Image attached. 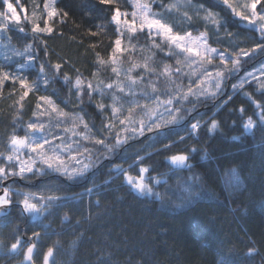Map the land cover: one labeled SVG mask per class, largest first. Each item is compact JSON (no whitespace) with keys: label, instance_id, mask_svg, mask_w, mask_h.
Wrapping results in <instances>:
<instances>
[{"label":"trees","instance_id":"trees-1","mask_svg":"<svg viewBox=\"0 0 264 264\" xmlns=\"http://www.w3.org/2000/svg\"><path fill=\"white\" fill-rule=\"evenodd\" d=\"M10 2L17 8H25L27 13L23 24L0 21V71L24 77L32 88L21 100L24 89L18 81H5L0 86V166L19 172L20 160L11 163L6 160L11 152L9 137L13 134L31 139L46 137L51 144L45 145L44 150L59 146L57 152L62 159L79 155L83 158L80 167L90 166L83 176H71L38 164L41 177L28 175L22 183L14 185L27 196L32 195L31 202L37 203L41 211L25 213L24 198L13 195L11 212L0 218V264L24 260V251L17 254L10 250L16 239L22 241V247L28 246L27 241L35 244L36 264L42 262L49 247L54 249L50 264H264V124L258 117L264 111V88L258 84L264 82V73L259 71L264 68V51L251 52L264 42L257 25L246 26L223 0H143L151 9L150 15L161 16L181 35L205 33L209 45L231 59L237 58L241 48L250 52L248 58H240L238 72H225L218 95L211 99L208 97L216 89L215 84H208L215 80L209 77L200 89L195 88L194 82L200 76L198 70L192 74L195 65H177V60L183 61L186 54L174 46L169 51V44L161 36L153 34L150 38L147 29L132 38L134 49H129V33H124L122 47L126 50L117 53L119 77L112 73L110 62L104 66L96 62L97 52L106 61L109 59L117 37L111 8L119 7L131 21L136 8L130 0H116L113 5H101L99 0H57V12L67 13L63 22L60 15L48 19L44 10L48 0ZM230 2L239 5L240 11L251 0ZM4 10L0 0V12L5 13ZM257 10L264 12V5H258ZM207 13L214 14L218 24L206 20ZM46 20L53 28L51 34L32 32L36 25L44 27ZM21 27L23 32L19 31ZM98 28L99 35H91ZM153 43L159 47H153ZM28 45L31 48L26 51ZM29 57L34 59L27 64ZM145 58H149V67L155 71H144ZM21 64L26 67L21 69ZM56 64L61 65L59 72L54 68ZM132 64L141 67L131 71V77L138 82L129 89L130 81L123 73ZM165 65L173 69L171 78L176 84L169 85L160 74ZM177 66L183 73L179 76L174 71ZM206 67L215 71L224 65L217 58ZM231 67L229 64L228 68ZM256 71L259 80L252 79L242 88L233 89L247 73ZM65 75L69 78L67 82ZM78 76L85 85L89 82L94 87L99 85L103 96L96 91L89 97L85 86L78 97L73 87ZM140 76L143 80H139ZM107 83H113L114 87L108 89ZM116 83L124 85L125 92H120ZM190 83L194 91L203 89L204 95L174 101L173 107H181L184 115L180 123L152 132L145 130L143 135L120 131L124 126L119 119L128 115L132 101L154 109L153 97L166 99L177 84L187 91ZM114 95L119 98L116 106L120 109L115 118L111 110ZM41 96L49 97L58 111L67 115L51 112L47 103L39 101ZM225 100L227 103L222 104ZM37 103L42 108H36ZM101 103L105 105L103 112L97 108ZM45 108L49 111L45 112ZM189 109L192 111L188 112ZM144 111L136 109L135 119L144 117L147 122ZM159 111L168 116L163 106ZM76 115L87 122V130L79 121L73 123ZM249 117L255 127L246 132L243 124ZM213 119L218 126L210 132L209 122ZM196 121L200 129L193 135L189 128ZM33 122H43V131L30 132L27 125ZM108 122L114 125L111 135L102 127ZM117 132L121 138L129 139L111 153H106L94 140L83 138L103 137L112 145ZM85 148L89 151L85 152ZM28 149L27 159L37 156ZM177 154L188 157L187 167L171 164L169 157ZM138 157L144 158L140 165ZM116 166L128 170L133 177L137 176L139 166L148 167L144 178L152 194L140 195L131 189L123 174H116ZM26 181L31 182L29 187L24 185ZM37 194L40 199L33 197ZM33 233L40 235L35 237Z\"/></svg>","mask_w":264,"mask_h":264},{"label":"snow or ice","instance_id":"snow-or-ice-1","mask_svg":"<svg viewBox=\"0 0 264 264\" xmlns=\"http://www.w3.org/2000/svg\"><path fill=\"white\" fill-rule=\"evenodd\" d=\"M2 3L4 6H6L7 13L0 12V17H3L5 20H12L15 21L17 24L20 22V17L17 15V10L14 7L13 3L10 2V0H2ZM99 3L101 5H113L116 3V0H99ZM223 4L231 10V12L239 17V19L243 21H247L250 25H257V22L260 21L261 23L258 25L259 30L261 32V40L264 41V12H260L257 10L258 5H264V0H251L250 4L246 3L243 5L242 10L238 11L237 8L240 7L239 5L233 6V4L230 2V0H223ZM141 11H140V22L139 26L137 27L136 23V13H133V19L129 21L127 19V13L122 12L119 7H113L111 8L112 16L111 21L116 25V32L117 37L115 38L113 42V47L111 50V53L109 55V59L106 61L99 52L96 53V62L104 66L106 64L111 63V71L112 73L116 74L117 77L121 75V71L117 66V53H123L126 49L122 47V38L124 36V33H129L128 35V47L129 49H134V45L131 44L132 38L136 35V33L144 32L145 29L148 30V35L151 38L154 35L161 36L168 44H169V51H171V47L174 46L176 49H179L181 53H186L187 55L184 56L183 61L177 60V65H180L183 63L187 67H192L195 65V69L192 74H195V72L198 70L200 73L199 78L197 81H195V88L200 89V86L204 84L209 77H212L215 80V89L216 91H213L210 93V96L208 98L215 99L218 95L221 84L223 79L225 78V72H231L236 73L240 70L241 65V57L248 58L250 56V52L248 50H245L241 48L239 52L236 53L235 59H231L230 57L226 56L224 53H219L216 48H213L209 46L207 36L205 33H201L199 36L193 38L191 32L184 33L181 35L178 32H175L173 27L165 22L161 16H158L156 14H151V9L147 5H139ZM23 11V9H21ZM44 10L47 13L48 19H51L54 16H61V22H63V16H66L67 13H59L57 10L53 7L51 3L45 2L44 4ZM10 14V15H8ZM190 19V18H189ZM206 20L211 21L214 24H218V19L215 17L212 13H207L205 16ZM123 25V28H122ZM5 30H7L5 26ZM19 31L23 32V27L19 28ZM33 33H39V32H47L48 34H51L53 32V28L49 27L47 24V20L45 21V26L40 27L39 25H36L32 28ZM100 29L98 28L97 31L92 32L91 35L97 36L99 35ZM93 47H97V45H93ZM153 47H159V45L153 43ZM31 48V45H28V49ZM259 49L260 51H264V42L259 43L251 50L252 53H255L256 50ZM17 55H23V53H16ZM195 58V59H194ZM219 59V62L221 65H224L223 69H216L213 71L212 69H209L206 67V65H211L214 59ZM34 58L29 57L27 64L32 63V60ZM148 59L145 58V62L143 63L142 67L144 71H155L154 69H151L148 64ZM231 64V68H228V65ZM26 67V64H21L20 68L23 69ZM141 67L139 64H132L129 69L124 71L123 75H125L128 80L130 81V84L128 85V88L131 89V85H134L138 82L137 79H134L131 77L130 73L133 69ZM54 68L57 72L61 69L60 64L54 65ZM175 73L177 76L183 74L181 67L177 66L175 68ZM259 71L264 73V68H261ZM40 72H44V65L40 66ZM161 75H164L165 78L168 80L169 85L176 84V80L172 79L173 75V69H171L169 66L165 65L163 68V72L160 73ZM95 75V73H93ZM67 75H65V81H68ZM252 79H257L255 73L249 72L246 74L245 77L241 78L238 82V84H234L232 87L234 90L238 88H242L245 83L250 82ZM11 80L13 83L19 82L20 87L24 89L22 92V95L20 97L21 100L24 99V97H27L29 95V91L32 88V85L29 84L27 79L24 77H21L19 75H12L8 72L0 71V86L4 84L5 81ZM139 80H143V76L139 77ZM258 84L261 88H264V82L258 81ZM87 87L88 89V95L89 97L92 96L93 92L99 91L100 95L103 96V90L99 89V85L93 86L90 82L86 85L82 81V79L78 76L75 80V83L73 85L74 88L77 90V96L79 97L82 94L83 88ZM153 88V91H156V86L153 84L151 85ZM106 87L108 89H112L114 87L113 83H107ZM115 87L120 92H125V86L121 83H116ZM201 95H204V90L201 89L200 92L194 91L192 84L190 83L188 86L187 91H183L180 86L177 84V87L175 91L172 92L171 95H169L166 99H161L159 96L153 97V101L156 104V108L149 109L147 104L140 105L138 101H132L129 108H128V115L125 116L123 119H119V124L123 125L124 127L120 129L122 132H132L134 135H143L145 130L148 132H152L154 130H159L162 127H168L169 125H174L180 123L184 119V115L182 114V108L181 107H173L174 101L184 102L188 101L189 97H195L196 99H199ZM248 95V94H246ZM118 97L115 95L112 97L113 103L111 105V110L113 114V118L116 117V113L120 111V109L116 106ZM249 99H251V96L249 95ZM228 100H231V96L228 97ZM39 101H42L44 103H47L50 106V110L53 113H57L59 116H66L67 113H64L63 111H58L57 107L53 104L52 100L47 96H41L39 97ZM227 103V100L222 101V104ZM255 103V102H254ZM41 103L36 104V108L40 109L42 108ZM163 106L164 111L168 113L167 117L163 116V113L159 111L160 107ZM257 108H260L261 105L259 103L256 104ZM97 108L103 112L105 105L104 104H98ZM138 108H143L144 116L147 117V122H145L144 117H141L139 120L135 119V111ZM45 112L49 111V109L45 108ZM188 112L192 111V109L187 110ZM241 113L244 112V109H240ZM186 114V113H184ZM259 120L262 124H264V111H261L258 114ZM76 121H79L81 124H83L84 128L88 129V124L84 120L82 116H74L73 117V123L75 124ZM139 125L137 128L136 125ZM217 122L213 119L209 122V131H214L217 128ZM45 125L43 122H33L29 123L27 125V128L30 132H42ZM103 129H107L109 135H111V131L114 127L113 123L108 122L103 124ZM244 130L246 132H251L255 127V122L253 121L252 117H249L243 124ZM200 129V123L199 121L193 122L190 124L189 131L194 135L197 133ZM75 135L76 133L73 132ZM159 134V133H158ZM59 138V137H58ZM84 139H92L94 140L95 144L101 145L105 150L106 153L113 152L116 148H120L124 144L127 143L129 137L124 136L121 138L120 133L117 132L115 135V143L110 145L107 143L106 138H97V137H91L88 135H85L83 137ZM51 144V141H49L46 137H41L40 139H31L29 136H25L23 138L13 134L9 137V146L11 149L10 154L6 156V160L11 163L14 160L19 159V153L20 150L24 147L30 148L31 152H34L37 154V156L40 159V163L46 165L49 169H52L54 171H61L63 170L66 174L71 176H83L87 171L90 165H83L81 168L78 169H72L69 170L63 162L62 156L59 152H57V148L59 146L53 145L50 149L44 150L45 145ZM70 148L71 145H68ZM165 147H168L166 145ZM43 150V151H42ZM79 149H77V152L79 153ZM85 152H88V149H84ZM2 155V154H0ZM143 157H138L137 164L140 165L141 161H143ZM187 159L188 157L184 154H177L172 155L169 157V160L171 164L176 166H182L187 167ZM35 163V160H33L31 157L29 158V161L27 162H21L19 167V172L17 173L15 170L6 169L5 167L0 166V181L6 180L9 176H15V175H21L27 171L32 172L33 171V165ZM131 167V165L129 166ZM115 172L119 176L123 174L124 181L133 189L135 192H137L140 195H151L152 194V188L145 182L144 174L149 172V168L145 166H139L138 168V174L136 177H133L131 174H129L128 170L116 166ZM37 171H42V169H37ZM9 188L5 187L3 189V195L0 196V216H6L8 215L7 208H10L12 205V201L9 198ZM91 191V190H89ZM32 197L25 196L22 201V208L23 211L26 213H38L41 211V208L38 207L37 203H33ZM52 199V198H49ZM39 233H33V236L39 237ZM21 241L19 239H16L10 246L11 251H16L18 247L20 246ZM35 248V244H31L27 247V251L25 254V260H32V254L33 250ZM54 249L52 247H49L46 251V253L43 255V264H49L50 257L53 256ZM251 254V252L249 253ZM54 264V262H53Z\"/></svg>","mask_w":264,"mask_h":264},{"label":"rangeland","instance_id":"rangeland-1","mask_svg":"<svg viewBox=\"0 0 264 264\" xmlns=\"http://www.w3.org/2000/svg\"><path fill=\"white\" fill-rule=\"evenodd\" d=\"M131 1V3L134 5V7L136 8V11L134 12V13H136L137 15H136V23H137V27L139 26V22H140V11H141V9H140V7H139V5H146V4H144V2H143V0H130ZM56 2H57V0H48V3H51L52 5H53V7L56 9ZM14 5V4H13ZM5 7V10H4V12L5 13H7V9H6V6H4ZM15 8H16V10H17V15L20 17V22L19 23H25V19H26V9L25 8H22L23 9V11L20 9V8H17L16 6H14ZM57 10V9H56ZM8 15H10V14H8ZM133 15V14H132ZM0 21H2L3 23H5V24H11V23H16L15 21H12V20H5L3 17H0ZM245 23V25L246 26H249L250 24L247 22V21H244ZM261 22L260 21H258L257 22V28H259L258 27V25L260 24ZM200 34H196V35H194V34H192V37L193 38H195V37H197V36H199ZM209 44V43H208ZM210 46V45H209ZM212 47V46H211ZM177 50H179V49H177ZM180 51V50H179ZM219 53H220V51L219 50H217ZM183 54H186V53H183ZM187 55V54H186ZM252 73H255V75L256 76H258L259 74H258V71H256V72H252ZM260 79V77H257V79H254V80H259ZM251 82V81H250ZM212 84H215L213 81L210 83V84H208L209 86L210 85H212ZM22 108H23V105H19V109L20 110H22ZM29 151V149H28V147H24V148H22L21 150H20V153H19V159L18 160H20L19 161V164H18V166L20 167V163L21 162H27V161H29V159H27L26 158V152H28ZM31 158L32 159H34L35 160V163H34V165H33V171L32 172H25L24 174H23V176H21V175H19V178H22V179H25L24 177H29L28 175H32V174H38V173H41L40 171H38L37 172V165L38 164H42V163H40V159H39V157L38 156H36V157H34L33 158V156H31ZM18 160H14V161H18ZM63 162H64V165L66 166V165H68L67 167L68 168H70V167H73V165L74 166H77L78 168H81L80 167V165L83 163V158L82 157H80L79 155H73V156H71L69 159H66V160H64L63 159ZM55 175H57V174H55ZM21 197H25V196H27V194H21L20 195ZM29 196V195H28ZM30 197H32V196H30Z\"/></svg>","mask_w":264,"mask_h":264},{"label":"flooded vegetation","instance_id":"flooded-vegetation-1","mask_svg":"<svg viewBox=\"0 0 264 264\" xmlns=\"http://www.w3.org/2000/svg\"><path fill=\"white\" fill-rule=\"evenodd\" d=\"M39 176L38 177H41L42 175L41 174H38ZM22 181H24L22 178H19V176L18 175H15V176H11V177H9V179H6L3 183H6V182H8V184L7 185H5V187H8L9 188V198L11 199V201L13 200V195L15 194V195H21V194H26V193H23V190H20V189H18V188H16V187H14V185H17V183H22ZM41 180H39V182H40ZM31 184V182H29V181H26V183L24 182V185H30ZM3 186L4 185H0V195H3V191H2V188H3ZM29 187V186H28ZM36 197H41V196H39V194H37V196ZM12 205H13V202H12ZM12 205H11V207L10 208H7L6 210H7V212L9 211V212H11V210L10 209H12ZM26 213V212H25ZM0 218H1V216H0ZM31 244V242L30 241H27V243H26V245H30ZM0 246H1V242H0ZM27 246V247H28ZM27 247H22V241H21V244H20V246L18 247V249L16 250V251H14V252H12V253H17V254H20V252H21V250L22 251H24V260L22 261V263H17V264H31L30 262H28V260H25V254H26V251H27ZM33 261H34V258H33ZM34 264H36V262L34 261ZM37 264H43V260H42V262H40V263H37ZM50 264V263H49Z\"/></svg>","mask_w":264,"mask_h":264},{"label":"water","instance_id":"water-1","mask_svg":"<svg viewBox=\"0 0 264 264\" xmlns=\"http://www.w3.org/2000/svg\"><path fill=\"white\" fill-rule=\"evenodd\" d=\"M251 67V66H250ZM241 75V74H240ZM239 75V76H240ZM8 184V182H6V183H4L3 185L5 186V185H7ZM0 196H2V195H0ZM33 258H34V250H33V254H32V260H30V261H28V262H30L31 264H34V262H33Z\"/></svg>","mask_w":264,"mask_h":264},{"label":"bare ground","instance_id":"bare-ground-1","mask_svg":"<svg viewBox=\"0 0 264 264\" xmlns=\"http://www.w3.org/2000/svg\"><path fill=\"white\" fill-rule=\"evenodd\" d=\"M64 179H66V178H64Z\"/></svg>","mask_w":264,"mask_h":264}]
</instances>
